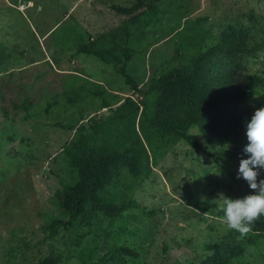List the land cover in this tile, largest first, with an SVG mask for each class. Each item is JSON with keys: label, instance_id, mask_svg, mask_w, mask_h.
Returning <instances> with one entry per match:
<instances>
[{"label": "rangeland", "instance_id": "374dc122", "mask_svg": "<svg viewBox=\"0 0 264 264\" xmlns=\"http://www.w3.org/2000/svg\"><path fill=\"white\" fill-rule=\"evenodd\" d=\"M141 1L124 16L112 7L135 0H0V264H264V236L248 243L215 200L250 194L237 178L245 146L214 143L193 126V148L149 123L162 107L152 86L230 27L259 42L249 67L262 84L243 106L264 107V0ZM89 43L119 57L131 50L125 69L136 89L118 63L78 54ZM80 127L85 141L129 163L101 192L127 208L72 226L60 201L78 180L66 152Z\"/></svg>", "mask_w": 264, "mask_h": 264}, {"label": "trees", "instance_id": "16d2710c", "mask_svg": "<svg viewBox=\"0 0 264 264\" xmlns=\"http://www.w3.org/2000/svg\"><path fill=\"white\" fill-rule=\"evenodd\" d=\"M144 8L141 0H135L129 8L113 6L112 10L119 15L132 16ZM259 49V42L249 29L228 28L218 43L152 86L151 91L158 93L162 107L161 114L149 119L151 127L163 137L184 139L193 148L200 147L189 135L193 126L214 143L234 145L235 148L246 146L247 123L256 110H249L243 104L262 84V79L252 74L249 59ZM78 54L118 63L120 75L136 89L133 78L125 69L131 60V50L125 49L123 57H119L112 51H98L94 43H89L81 46ZM92 127L97 131L103 124L95 122ZM85 131V127L79 128V141L66 152L78 180L63 194L60 206L72 226L89 225L98 213L115 217L127 208L106 203L101 192L129 168V163L120 154L85 141ZM63 224L56 220L52 227ZM259 236H264V215L251 225L245 237L252 243ZM124 252L134 255L129 250Z\"/></svg>", "mask_w": 264, "mask_h": 264}, {"label": "clouds", "instance_id": "9594fccd", "mask_svg": "<svg viewBox=\"0 0 264 264\" xmlns=\"http://www.w3.org/2000/svg\"><path fill=\"white\" fill-rule=\"evenodd\" d=\"M246 135L248 143L243 151L247 158L240 159L237 178L247 182L251 192L239 198L221 193L215 199L223 213V222L241 236L247 234L251 225L264 215V179H257L260 169H264V107L252 115Z\"/></svg>", "mask_w": 264, "mask_h": 264}]
</instances>
